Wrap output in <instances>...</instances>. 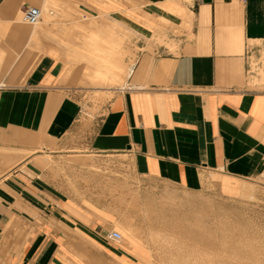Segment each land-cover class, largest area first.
Wrapping results in <instances>:
<instances>
[{"label": "crops", "instance_id": "crops-1", "mask_svg": "<svg viewBox=\"0 0 264 264\" xmlns=\"http://www.w3.org/2000/svg\"><path fill=\"white\" fill-rule=\"evenodd\" d=\"M65 2L101 17L121 11L140 27L133 69L128 27L91 15L71 19L65 35L70 27L53 14L67 20ZM31 5L51 7L50 20L23 23ZM96 26L125 39L116 48V81L107 73L98 80L91 62L71 63L59 43L73 39L78 54H91L85 44L99 34ZM41 38L58 48L40 55ZM76 63L89 83L121 89L89 120L62 82ZM0 148L29 152L15 151L18 161L0 174V264H146L142 251L133 249L138 258L121 240L107 239L117 214L67 191L61 165L49 156L126 154L138 176L264 202V0H0Z\"/></svg>", "mask_w": 264, "mask_h": 264}, {"label": "rangeland", "instance_id": "rangeland-1", "mask_svg": "<svg viewBox=\"0 0 264 264\" xmlns=\"http://www.w3.org/2000/svg\"><path fill=\"white\" fill-rule=\"evenodd\" d=\"M53 2L61 5L60 1ZM64 4L65 5L63 6L61 13L65 16L67 14H70L71 16L65 20L62 16L55 13V19L58 20V25L66 24L71 27V19L85 22L91 17V15H94V20L97 22L104 21L106 23H111L112 20L115 19L122 23L125 27H128L129 31L128 33L126 32V34L128 35L129 54L126 56V61L129 62V65H131L133 69L139 55L138 46L142 42V37L140 36L142 30L140 27L125 20L121 11L113 14L108 13L105 17H101L100 15L103 12H97L95 9H92L93 11L85 10L79 13L78 11H74L68 2H65ZM135 11H138V9L132 10L133 13ZM39 25L40 24H37V26ZM48 25L53 29L56 28V26L52 25V23ZM70 30H72V27ZM73 33L74 35H79L80 32L75 30ZM38 47L36 48L39 50L40 55L47 47L55 49L58 48L55 43L45 38H41L40 45H38ZM59 55L64 62L63 55L61 53H59ZM64 64L66 69L70 67L69 64H66L65 62ZM62 82L66 83L69 89H73L77 94L81 105V116L86 120L102 114L109 100L116 94L117 91L121 90L117 86L111 90H105L100 85L89 83L90 81L84 75V69L81 63L74 64L69 74H64ZM125 86L126 84L123 87ZM6 151L11 152L14 151V149L0 148V153H4ZM15 151L20 156H25L29 153L19 149H15ZM76 153L78 154V152H68L59 156H49V158L53 160V164L61 165L59 173L64 176L67 191H70L71 193L74 192L78 197L104 201L107 203V206H109L117 214V216L120 215L115 225L111 228H115V230L119 231L122 237H127L125 233L128 234V231L125 228L123 229L124 224L122 223V219L127 218L130 220L132 227L135 228L136 234H139L137 236L140 240H138V242L142 251L140 259L142 263L203 264L204 261L201 259L199 260V256L197 254L202 253L203 255V253L206 254L207 252V254H216L214 258H219L222 262L224 259L223 264H232L231 261L233 259L230 260V257H228L227 254L221 252V250H212L213 252L211 253V250H209L205 244L206 240L197 233L196 236L198 237L196 238V236H194L195 232L191 231L194 227V224L192 223V213H189V215L184 217L182 215V211H179V216V213H172L173 208L178 207L180 210H183L193 207L200 209L202 212H209L211 208H222L220 210L234 220H237L240 213L243 212L242 215L245 214L246 216H250V218L252 217L254 219V226H257L256 228L259 227L260 231H264V202L255 197H227L220 194L213 186H206L202 190L194 191L177 185H169L164 182L144 178L142 176H138L134 172L131 158L126 154L104 156L88 153L86 155H82V158L80 156H76ZM77 158L83 160L87 158L92 160L96 164V167L84 165L82 162H79ZM16 161L18 160H15L14 163ZM12 166L13 163L9 166L1 165L0 174L6 172ZM44 168L49 171L51 169L47 166ZM56 169L57 168L54 167L55 171ZM120 189H122L123 194H121L122 191H120ZM205 201L210 204L212 203L210 208L202 206ZM121 215H124V217ZM246 216L245 218H247ZM120 243H124V241L121 240ZM128 247L130 248V246ZM130 250L132 251L133 249L130 248ZM133 252L137 256V253L134 250ZM219 252H221V254ZM225 258H227L226 261ZM101 262L102 260H100V263ZM96 263L100 264L99 261H96ZM206 263L207 262L204 264Z\"/></svg>", "mask_w": 264, "mask_h": 264}, {"label": "bare ground", "instance_id": "bare-ground-1", "mask_svg": "<svg viewBox=\"0 0 264 264\" xmlns=\"http://www.w3.org/2000/svg\"><path fill=\"white\" fill-rule=\"evenodd\" d=\"M53 14H55V13H53ZM51 15H52L51 7L45 6L43 8V10L41 11L42 18L47 19V20H50L48 18H50ZM21 21H22V17H21ZM56 21H57V19H56ZM71 27L70 28H67V27L64 28L65 35H67V32L68 33L70 32ZM149 27L150 26H148V28ZM156 27H158V26H156ZM151 29H154V28H151ZM52 30L54 31L55 29H52ZM48 31H49V29H48ZM97 31H98L99 34L96 36V38L95 39L94 38H91L90 40H87L86 41V44H85L86 46H92L93 47V51H92L91 54H87V55H85V54H78L77 53V50L78 49L77 48L75 49V47H73V42L75 43L77 41H73V39H65L64 41L59 40V43L61 44L62 50L65 51V56L68 58V60L71 63L72 62H75V61H78V60H82V61L84 60L87 63H90L91 62L95 66V74H96V77L98 78V80L101 79L100 81H102V78H104L103 77L104 74L107 73V74L110 75V77H111L110 79L112 81L113 80L116 81L117 70H118L116 64L118 63V59L120 57V56H117L116 55V51H117L116 48H117V46L124 45L125 44V39L124 38L123 39L122 38H116L115 36L110 37L108 35L109 33L108 34L105 33L104 28H101V29L98 28ZM57 32L58 31H56V35H57ZM58 33H60V32H58ZM62 37H64V36H62ZM81 40H83V38ZM89 48H88V50H89ZM127 67H129V66H127ZM94 76L95 75H93V77ZM121 76L122 75L120 74V77ZM124 76H125V74H124ZM87 77H89V76H87ZM97 78H96V80H97ZM94 79H95V77H94ZM93 84H94V82H93ZM101 84H99V85H101ZM80 157H82V156L80 155ZM17 159H18V157L15 156L14 151H11V152H7L6 151L4 153H0V166L1 165H7V166H9L10 164L14 163V161L17 160ZM37 159H39V158H37ZM45 160H47V159L45 158ZM120 191H122V189H120ZM121 194H123V191H122ZM122 201H124V200H122ZM211 204L209 202L205 201V202H203V205L202 206L209 207L210 208L211 207ZM220 209H222V208H220ZM220 209L219 208H217V209H212L211 208L209 210V212H202L200 209H196V208H193V207L187 208V209H183V210L182 209L180 210L177 207V208H173L172 209V213L177 214V213H179V211H182V215L184 217H186L187 215H189V213H192L193 214V219H192L193 221H192V223L194 224V227L191 225L193 227L191 231L195 232L194 236H196V233H197L199 236L201 235V237H203L206 240V243L205 244L208 247V249L211 250V253L213 251H216V250H221V252H224L225 254H227L228 257H230V260L233 259L231 261L232 264H264V231H260V228L259 227L256 228L257 226L256 227L254 226V223H255L254 222V219L251 217L253 219V221H252V219L250 218V216H246L245 214H243V215H245L247 217V218H245V216L242 215L243 212L240 213V215L238 216V219L237 220H234L233 218L228 217L227 214L224 213ZM179 216H180V213H179ZM122 217H124V215ZM181 219H179V220H181ZM122 223L124 224L123 229L125 228L128 231V234L123 231L127 235L128 238L127 237H122L121 240L124 241L125 245L130 246V248L135 249L136 251L137 250L138 251H141V249H140L141 246L139 247V242H138L139 239H138V236H137L139 234L138 233L136 234L135 228L132 227L130 220H128L127 218H123L122 219ZM188 230H190V229H188ZM197 237L198 236H196V238ZM173 238H175V237H173ZM221 252H219V253L221 254ZM197 255L199 256V260L200 259L203 260L204 263L207 262L209 264H223V262H224V259H223V262L221 260H219V258H216L215 259L214 256H216V254L215 255L214 254H207V252H206V254L203 253L204 257L202 255V253L197 254ZM201 257H203V258H201ZM220 259H222V258H220ZM226 259L227 258H225V261H226Z\"/></svg>", "mask_w": 264, "mask_h": 264}, {"label": "built area", "instance_id": "built-area-1", "mask_svg": "<svg viewBox=\"0 0 264 264\" xmlns=\"http://www.w3.org/2000/svg\"><path fill=\"white\" fill-rule=\"evenodd\" d=\"M22 21L28 25H35L41 19V11L36 6H27L22 12ZM107 239L113 242H119L122 238V235L117 230H112L107 233Z\"/></svg>", "mask_w": 264, "mask_h": 264}]
</instances>
